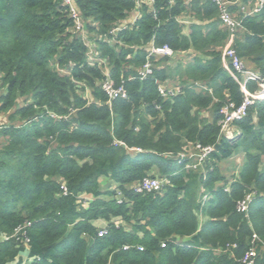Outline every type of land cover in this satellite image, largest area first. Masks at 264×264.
Listing matches in <instances>:
<instances>
[{
  "label": "trees",
  "instance_id": "trees-1",
  "mask_svg": "<svg viewBox=\"0 0 264 264\" xmlns=\"http://www.w3.org/2000/svg\"><path fill=\"white\" fill-rule=\"evenodd\" d=\"M230 1L240 20L232 48L264 80V7L243 17L256 0ZM72 3L126 98L108 103L63 0H0V264H243L252 247L264 264V98L221 134L222 110L244 94L222 65L229 31L216 5ZM123 24L115 44L109 32ZM151 44L185 57L150 59L140 80ZM159 86L178 92L162 98ZM195 143L213 148L196 172L178 158ZM235 154L242 164L227 174ZM146 178L161 189L136 192Z\"/></svg>",
  "mask_w": 264,
  "mask_h": 264
},
{
  "label": "built area",
  "instance_id": "built-area-1",
  "mask_svg": "<svg viewBox=\"0 0 264 264\" xmlns=\"http://www.w3.org/2000/svg\"><path fill=\"white\" fill-rule=\"evenodd\" d=\"M151 1V0H150ZM214 3L218 9L219 19L224 28L229 31V40L222 51V65L223 67L232 75L234 80L239 84L243 94L244 99L239 107L234 108L232 104L222 110L223 119L219 122L220 132L221 134L231 137L235 132L232 124L235 121H238L244 118L247 114V109L251 106L254 101L262 100L264 98V80H261L257 73L245 69L241 60L236 56L235 51L232 48V38L240 26V20L237 19L230 11L229 7L235 4L236 2H232L230 0H209ZM73 0H63V3L68 7L69 18L73 21L72 31L74 34L81 36L84 40L87 37V33L85 31L84 22L78 11L73 6ZM264 7V0H256L255 5L249 10L245 7H241V12L243 13V17L250 16L253 13L260 11ZM138 19V16H134L132 20L129 22L131 26ZM127 25L123 24L122 26L113 27L109 35H111V41L113 43L116 42V34L126 29ZM90 35V34H89ZM87 52L86 59L90 65H97L102 68V72L105 74V80L101 83L102 90L106 93L108 97V103L111 100L116 98H126V92L122 86L114 88L111 82L108 80L107 72L108 69L104 64V60L95 55L93 43L86 40ZM146 62L143 65L142 69L139 71V79L142 80L146 78L152 72V65L150 59L157 57H173L174 53L167 46L155 47L151 44V46L146 50ZM234 71L241 74L242 80H238ZM252 81L258 82L259 89L254 94H249L245 90V82ZM158 92L162 98L173 97L177 92L178 88L169 87V86H159ZM234 129V132L231 134V130ZM231 134V135H230ZM138 151V149H134ZM212 147H203L200 144H188V148L185 149L184 152L178 154L179 162H185V169L191 171H199L203 167L204 162L206 161L209 154L212 152ZM163 184L162 180L157 178H146L142 181L140 185L135 188L136 192H158L161 189ZM65 191V189H64ZM250 202V196H247L244 201H241L237 205V209L239 212H245L247 210V205ZM29 226V224H27ZM22 227H18L16 232L20 231ZM104 232L100 231L98 236L101 237ZM253 244L257 243L258 239L256 236L252 237ZM139 251H142V248H138ZM264 254V247L262 248ZM257 256V252L255 248H250L249 251L245 253L242 258L243 264H254V260Z\"/></svg>",
  "mask_w": 264,
  "mask_h": 264
},
{
  "label": "rangeland",
  "instance_id": "rangeland-1",
  "mask_svg": "<svg viewBox=\"0 0 264 264\" xmlns=\"http://www.w3.org/2000/svg\"><path fill=\"white\" fill-rule=\"evenodd\" d=\"M63 73H64V71H63ZM233 132H234V129L231 130V134ZM242 160H243V158L241 155L235 154V156L231 160H229L223 164V168H224V170H226L227 174H230V173L232 174V173L236 172V170L242 164Z\"/></svg>",
  "mask_w": 264,
  "mask_h": 264
},
{
  "label": "crops",
  "instance_id": "crops-1",
  "mask_svg": "<svg viewBox=\"0 0 264 264\" xmlns=\"http://www.w3.org/2000/svg\"><path fill=\"white\" fill-rule=\"evenodd\" d=\"M132 18H133V17H131L130 19L132 20ZM131 20H130V21H131ZM188 22H189V19H187V18L182 19V23H183L184 26H185V30H184L185 33L188 32V29H187ZM178 56H184V55H183V54H177V55L174 56V57L177 58ZM184 57H185V56H184ZM234 156H235V155H234ZM234 156H233V157H234ZM233 157H232V158H233ZM232 158H231V159H232ZM231 159H230V160H231ZM263 163H264V162H263ZM237 170H238V169H237ZM237 170H236V171H237Z\"/></svg>",
  "mask_w": 264,
  "mask_h": 264
}]
</instances>
